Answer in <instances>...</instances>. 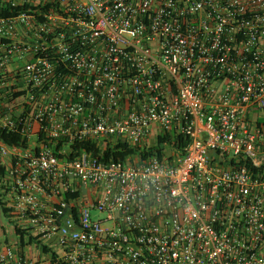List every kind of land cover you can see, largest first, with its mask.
I'll return each instance as SVG.
<instances>
[{
    "label": "built area",
    "instance_id": "obj_1",
    "mask_svg": "<svg viewBox=\"0 0 264 264\" xmlns=\"http://www.w3.org/2000/svg\"><path fill=\"white\" fill-rule=\"evenodd\" d=\"M0 264H264V0H0Z\"/></svg>",
    "mask_w": 264,
    "mask_h": 264
},
{
    "label": "trees",
    "instance_id": "obj_2",
    "mask_svg": "<svg viewBox=\"0 0 264 264\" xmlns=\"http://www.w3.org/2000/svg\"><path fill=\"white\" fill-rule=\"evenodd\" d=\"M171 136H172L171 133H168L167 135H163L159 138L157 145L146 146L145 144L143 145V147L139 143L134 145H129L126 142V140L122 139L119 141V144L116 145V147L114 148L108 147V149L105 150L104 158L108 159L110 157H114L115 159L125 160L128 156H132V161L135 162V160H142L143 158H146L154 153H157L159 154V156H162L164 150L163 142L167 139H170ZM19 139H20L19 135H13L11 136V138H6L7 142L9 143L18 142ZM174 141L175 143L177 142L180 143L183 142L184 139L182 136H177ZM92 147H95V145L94 146L92 145ZM179 153L180 154L184 153V149L181 148L179 150ZM43 249L45 251H48L46 246H43Z\"/></svg>",
    "mask_w": 264,
    "mask_h": 264
}]
</instances>
